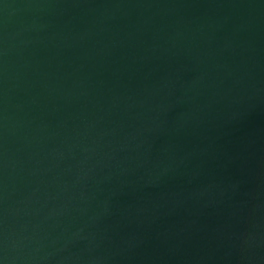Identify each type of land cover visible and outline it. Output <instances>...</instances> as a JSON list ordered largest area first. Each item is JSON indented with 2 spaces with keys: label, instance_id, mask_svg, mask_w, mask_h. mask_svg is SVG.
Returning a JSON list of instances; mask_svg holds the SVG:
<instances>
[{
  "label": "water",
  "instance_id": "obj_1",
  "mask_svg": "<svg viewBox=\"0 0 264 264\" xmlns=\"http://www.w3.org/2000/svg\"><path fill=\"white\" fill-rule=\"evenodd\" d=\"M0 264H264V0H0Z\"/></svg>",
  "mask_w": 264,
  "mask_h": 264
}]
</instances>
